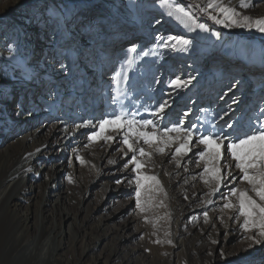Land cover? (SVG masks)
I'll return each mask as SVG.
<instances>
[{
  "label": "bare ground",
  "instance_id": "obj_1",
  "mask_svg": "<svg viewBox=\"0 0 264 264\" xmlns=\"http://www.w3.org/2000/svg\"><path fill=\"white\" fill-rule=\"evenodd\" d=\"M32 1L0 0V13L20 20L19 29L13 28L10 17H4L0 22V264H207L210 253L200 242L198 232L192 235L191 241L174 243L173 249H180L184 253L177 263L172 261V256L167 252L151 259V263L150 260H138L135 252L123 248L126 236L120 233L121 230L112 232L108 225L118 219L127 206L120 207L116 213L101 220H94L95 209L93 212L80 207L92 193L84 190L80 203L70 198L68 189L62 186L58 175L62 169L59 150L55 151L54 144L49 140L54 130L47 123L49 111L46 103H53L48 100L54 95L50 92L53 86L70 88L62 91V96L55 95V99H68L69 105L73 104V98L84 95L80 90H84L87 83L84 78L86 72L76 74L75 65L85 68L86 64H91L88 57L93 50L97 52L99 49H109L114 43H126L116 52L122 62L127 49L133 45H137L140 50L152 49L159 34L191 40L192 47L185 55L195 50H205L212 55L218 51L222 37L211 33H217L215 30L222 26L209 22L211 27H208L207 21L197 13L199 23L210 31H186L181 35L174 28L179 23L176 21V26L170 24L172 18L167 15L168 9L162 0H40L30 9L28 4ZM251 1L245 0L246 3ZM180 2L182 6L186 5L184 0ZM195 2L204 6L207 0ZM224 2L236 9L240 8V0ZM57 22L58 25L52 29V25ZM210 36L216 40L211 46L208 45ZM232 45L233 41L225 42L221 51ZM243 48L242 44L240 49ZM160 49L168 54L169 60L179 55L171 50ZM150 56L141 60L149 63L154 60L153 55ZM155 56L161 61L160 55ZM255 60L257 57L248 53L249 66L247 64L244 67L252 73L253 78L264 71L260 69L261 66L257 67L259 65H251ZM95 65L100 66L97 63ZM73 75H80L82 80L71 79L68 83L67 80ZM135 75L138 76L137 73ZM188 75L192 74L185 71L182 77ZM192 76L198 78L197 75ZM3 80L14 82L2 84ZM17 91L21 96L16 100ZM15 112L20 116L16 118L20 119L17 123L7 119ZM57 114L55 125H62L57 131L62 135L60 142L63 143L60 144L63 151L79 135L76 124L74 127L68 122L75 120L78 114L66 111ZM163 157L156 154L154 158ZM23 161H27V164ZM51 161L54 162L49 163ZM95 175L97 177L96 172ZM26 181L31 182V185L25 187ZM80 182L79 176H72L70 188H77ZM89 182L90 185H97L94 181ZM225 189L222 188L217 195L226 193ZM102 190L108 193L104 187ZM123 192L122 188L118 191L111 189L110 195H123ZM207 201L191 209H203L210 205ZM125 203H129V200ZM106 207L101 205L97 211ZM145 207L147 211L150 205L146 204ZM134 230L136 233L141 232L138 227Z\"/></svg>",
  "mask_w": 264,
  "mask_h": 264
},
{
  "label": "rangeland",
  "instance_id": "obj_2",
  "mask_svg": "<svg viewBox=\"0 0 264 264\" xmlns=\"http://www.w3.org/2000/svg\"><path fill=\"white\" fill-rule=\"evenodd\" d=\"M39 1L33 0L28 4V7L30 6V9L35 7ZM184 3L188 4V6L197 4L195 0H184ZM52 4L53 2L50 4L51 7ZM248 4V8L240 7L237 10L243 15H248L252 18L264 17V0H252ZM193 11L195 15L200 14L201 18L208 22H205L206 25L211 27L210 23L213 21L207 19L206 16H202L198 9L193 8ZM4 17L11 18L14 29L20 28V20H15L14 17L6 13H0V22ZM175 22L174 19H171L170 24L175 25ZM57 25L58 22L54 26L52 25V29ZM174 28L177 31L179 30L178 32L181 35H184L187 31L180 24ZM177 31L176 33H178ZM215 31L220 38L222 37V41L218 43V51L213 52L212 55L205 50H195L186 55L185 53H179L174 60H169L168 54L164 53L163 50L152 48L155 53L152 57L154 60H150L149 63H145L141 59L137 60L129 72V77L130 83L134 86L132 95L144 105L140 109L141 116L150 118L147 117L145 109L155 108L159 103L169 99V94H171L172 106L168 110V119L165 120V124L169 121L178 122L179 117L188 109L193 112L189 117L192 122L196 121L197 116L203 115L199 111L201 109L207 110L208 119L211 120L216 117L217 113L223 114L227 110L234 96L241 101L238 106H234L238 110H258L261 102L264 101V71H260L261 74L253 78L252 73L245 70L244 67L247 64L249 66L248 53H250L254 58L257 57V60L253 63L251 62V65H259L257 67L260 68L261 66L262 68L260 69L264 70V33L261 35L256 30L251 31L237 27H221ZM232 41V47L221 51L225 42L230 43ZM209 42V46L214 45L216 43L215 37L210 36ZM125 44L114 43L108 47L109 49H99L97 52L91 51L90 53L92 54L88 57L91 60V64H86L85 68L82 65L78 66L76 63V74L86 72L84 78L87 83L84 86V90L81 89V86L80 88L78 87V90L81 89L80 91L84 92V95L73 98L71 100L72 105H69L68 99L63 97L55 99V95L60 94L59 96H62V91H68L70 88L51 87L52 90L50 92L54 95L48 98L53 103H46L49 111L47 123L54 130L50 134L49 140L54 144L55 151L59 150L60 154L59 161L62 169L58 172V175L62 186L68 189L70 198L75 199L77 203L82 200L81 195L84 190L92 193L90 197L81 203L80 207L93 212L95 209L94 215L96 217H94V220H101L105 216L116 213L120 207L127 206L126 210L121 213L122 215L115 221L108 223V225L112 232L116 231V229L117 231L121 230L120 233L126 236L123 248L128 252H135L137 258H139L138 260H146L147 262L150 260L151 263V259L167 252L166 254L172 256V261L177 263L179 259L183 258L184 253L180 249H173L174 243L180 240L191 241L193 239L192 235L198 232L200 242L210 253L208 255L210 259L206 260L207 264H264V242L252 244L247 237L254 235V233H245L239 226L242 223V219L234 211L223 209L225 201L221 197L227 194V187L225 189L226 193L216 194L212 198L213 202L210 205L203 209H191L209 200L207 193L211 190V186L203 183L199 176L203 167L202 165L198 167L196 163L195 152L200 150L199 147H193V152L183 158L182 166L180 167L176 165L170 154L161 159L154 158L155 155L152 157L153 163L147 167L146 174L156 175L163 186L164 192L154 193V198L147 203L150 208L141 212L137 209L136 202H133L135 184H129L128 181L132 179L134 174L130 171V168H124L127 160L124 157L126 148L121 143L119 134L114 135L116 140L110 145L109 142L105 143L103 141L90 143L88 135L95 129L93 127L89 130L82 129L84 127H77L84 121H92L95 125L99 119L110 114L113 110L109 99L113 88L112 77L119 70L121 64L119 61L120 55L116 52ZM242 44L244 48L240 49ZM146 50L147 48L143 49V51ZM156 54L161 56V61H159L158 56H155ZM95 63L100 64V66L95 65ZM158 63L159 65H157ZM185 71L188 74L197 75L198 78L193 81L190 90H184L178 94L173 93L167 86L168 81L176 75L182 76ZM136 73L138 76L135 75ZM80 78V75H73L67 81L70 83L71 79L82 80ZM133 78L135 79L132 81ZM13 82L3 80L1 83L10 84ZM233 84H237L238 87L229 91ZM102 89L103 91H101ZM19 96L21 95L17 91L16 100ZM126 103H130V101H126ZM63 111L74 115L78 114V120L76 118L68 122H70V126L76 124L79 135L72 139V141H75L74 143L69 144L61 151L62 146L60 143L63 142H60V140L62 135L57 130L62 125L56 127L55 122L58 120L57 112ZM17 116V112L11 113L7 119L17 123L20 120L16 119ZM224 119L228 120L229 117L226 116ZM220 123H223V121H220ZM41 136L44 137L45 134L42 133ZM145 147L147 150V146ZM77 155L83 158L84 163H80L76 159ZM23 162L27 164V161ZM233 173L239 175L238 170L234 168ZM74 175L79 176L81 182L77 188H70L69 183H71ZM117 180H123V182L118 184L116 183ZM89 181H94L97 185L94 186L93 183L90 185ZM30 185L31 182L26 181L24 186L28 187ZM231 186L240 189L249 187L246 183L239 180L234 185H229V187ZM103 187L108 193L105 194L103 192ZM121 188L124 190L123 195H110L111 189L118 191ZM217 199L218 202H216ZM127 200H129V203L126 204L125 201ZM77 203H75L76 207ZM101 205L102 207L107 206L106 209L97 211V208ZM204 211L208 212L207 221H205L203 215ZM129 224L131 227H128ZM193 226H196V228L192 232ZM137 227L141 232L136 233L134 229ZM190 233L192 234L190 235ZM173 251L174 255L172 254ZM221 253H223V256H221Z\"/></svg>",
  "mask_w": 264,
  "mask_h": 264
},
{
  "label": "snow or ice",
  "instance_id": "obj_3",
  "mask_svg": "<svg viewBox=\"0 0 264 264\" xmlns=\"http://www.w3.org/2000/svg\"><path fill=\"white\" fill-rule=\"evenodd\" d=\"M162 3L168 9L167 15L189 32L210 31L204 24L199 23L193 11L195 8L202 16L224 28L237 27L264 33V17L252 18L243 15L224 0H207L204 6H182L180 0H162ZM239 6L248 8L249 4L240 0ZM211 35L216 36L218 33L212 32ZM156 41L153 49L162 48L177 53L188 52L193 43L182 36L159 34ZM153 49L143 51L135 45L127 49L119 70L112 77L113 88L109 99L113 110L95 125L92 121H84L77 127L95 128L88 135L90 143H114L116 136L112 133L119 134L121 143L126 148L124 157L127 160L124 168H130L134 174L128 182L135 184L136 207L141 212L145 211L146 204L154 198V193L164 192L158 177L146 174L147 167L153 163L152 157L156 154H170L180 167L183 158L193 152V147H199L200 150L195 152L197 166H203L199 176L203 183L211 186L206 203L211 204L212 198L222 188L227 187V194L221 197L225 201L223 209L234 211L242 219L239 226L245 233H254L247 237L252 244H261L264 242V101L258 110H238L234 106H238L241 101L234 96L227 110L223 114L217 113L211 120L208 119L207 110L201 109L199 111L203 115L197 116L196 121L192 122L189 117L193 112L188 109L179 117L178 122L169 121L165 124L168 110L172 106L169 94L170 98L155 108L145 109L147 117L150 118L141 116L140 109L144 105L132 95L134 86L130 83L129 72L138 59L154 55ZM194 79L192 75H176L168 81L167 86L173 93L178 94L190 90ZM237 87V84H233L229 91ZM226 116L229 117L228 120L224 119ZM76 159L84 163L82 157L77 155ZM233 168L238 170L239 175L233 173ZM238 180L249 187H229ZM122 182L123 180L116 181L118 184ZM203 215L207 221L208 212L204 211Z\"/></svg>",
  "mask_w": 264,
  "mask_h": 264
}]
</instances>
